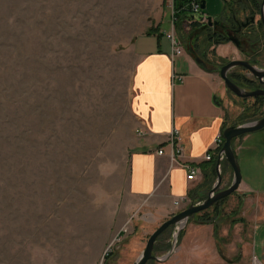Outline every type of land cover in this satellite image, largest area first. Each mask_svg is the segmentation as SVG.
I'll return each mask as SVG.
<instances>
[{
    "label": "rangeland",
    "instance_id": "374dc122",
    "mask_svg": "<svg viewBox=\"0 0 264 264\" xmlns=\"http://www.w3.org/2000/svg\"><path fill=\"white\" fill-rule=\"evenodd\" d=\"M217 1L214 9L224 2ZM124 3L0 0V264H135L156 229L146 209L129 217L138 207L128 194L137 131L133 22ZM246 44L224 62L208 49L209 68L251 60L258 50L253 54ZM259 46L256 65L264 69V39ZM223 87L230 125L264 113L254 98ZM236 193L219 206L222 228L240 218ZM194 219L159 238L157 257L173 248L166 262L148 264H199L194 256H177L183 235L173 247ZM241 230L232 228L231 235ZM252 235L249 249L257 243ZM251 258L229 260L251 264Z\"/></svg>",
    "mask_w": 264,
    "mask_h": 264
},
{
    "label": "crops",
    "instance_id": "0c3cea01",
    "mask_svg": "<svg viewBox=\"0 0 264 264\" xmlns=\"http://www.w3.org/2000/svg\"><path fill=\"white\" fill-rule=\"evenodd\" d=\"M205 1L203 16L216 18L224 11L231 16L229 10H225L226 0L220 2L219 9L213 7L217 0ZM227 1L236 9V17L240 21L247 13L245 8L262 2ZM168 2L125 0L124 3L128 5L125 13L133 22L131 51L135 63L131 78V109L137 131L130 154L128 194L134 206L138 207L129 217L134 221L135 213L146 209L145 214L149 215L156 229L190 204L208 197L218 182L219 154L213 153L211 160L205 157L216 136L223 134L230 125L224 102V80L217 79L213 71L206 70L196 61L184 39L191 32L192 21L184 20L177 14L179 18L173 23ZM179 2L176 0L177 4ZM198 17L196 21L207 24ZM173 29L185 47V53L175 60L172 59V44L168 38ZM203 39L201 36V49L206 46ZM189 43H194V39ZM210 49L223 59L233 58L239 52L231 40L213 45ZM173 128L180 130L184 147V157L174 163L170 159L173 148L169 143ZM233 145L243 174L236 193L239 220L229 227L228 223L223 228L222 224L219 225L218 234L214 223L199 224L193 220L194 225L190 223L192 226L189 224L184 231L177 256H194L199 264H238L229 258L252 256L251 264H264V129L236 138ZM160 148H165L163 155L158 154ZM183 162L199 169L195 180L188 179ZM220 170L223 176L221 187L227 188L234 179L233 168L223 159ZM182 197L188 198L189 202L177 205L176 201ZM219 219L222 218L217 219L218 224ZM232 228L242 230L239 235L233 236ZM251 230L253 239H257L253 249H249Z\"/></svg>",
    "mask_w": 264,
    "mask_h": 264
},
{
    "label": "water",
    "instance_id": "95a60500",
    "mask_svg": "<svg viewBox=\"0 0 264 264\" xmlns=\"http://www.w3.org/2000/svg\"><path fill=\"white\" fill-rule=\"evenodd\" d=\"M182 6H183V2L180 0L179 7L182 8ZM201 8L202 10L206 9L205 0L202 1ZM228 12H232V11H228ZM226 14L228 13L224 11L221 15L216 16V18L213 16L205 17L201 15L199 16L200 17L199 20H202V22H207V25L210 27L216 28L217 26H220L223 24V19L226 18ZM191 17L192 19H196L198 16L191 15ZM235 17L236 16H234V18ZM260 20L262 24L264 25V0H262L261 2ZM251 22L255 24L256 22L255 15L251 17ZM249 24H250L249 20H247V22L244 23L245 26H248ZM230 40L234 42L238 48H240L241 42L239 41V39L230 37ZM196 61L208 71L219 72L227 88L231 92H233L236 96L242 99L255 98L257 96L264 97V69L259 68L252 61L244 60V59L231 60L225 65H222L220 67H214V68H209L207 63L198 56H196ZM235 68H243L249 71L253 75L254 78L259 80V82L262 84V87L250 89V88H245L237 84L236 82H234L229 77V73L231 72V70ZM262 129H264V116L259 119H256L255 121L249 122V123H245L241 125H229L224 129L223 136H224L225 142L219 154V159L217 163L218 164L217 184L213 187L208 197L205 198L203 201L190 204L186 209L180 211L179 213L172 216L170 219L166 220L163 224H161L149 237L145 250L143 251L142 255L140 256V258L137 260L135 264H148L151 260H158L161 262H165L169 258V256H171L173 252V248H171L169 254L165 258H159L155 254V247H156L157 241L163 233H165L171 226H174V225H180L181 229H183L184 227H186V225L189 223V221L195 214L212 208L218 201L231 196L233 193H235L239 189L240 184L243 179V174H242V169H241L239 159L234 149V145H233L234 140L245 134L257 132ZM223 159H226L230 163L234 171L233 182L227 188L221 187L223 176L221 174L220 166H221ZM181 231L176 236L177 238H175L173 247L177 243V240H178L179 235L181 234Z\"/></svg>",
    "mask_w": 264,
    "mask_h": 264
},
{
    "label": "trees",
    "instance_id": "16d2710c",
    "mask_svg": "<svg viewBox=\"0 0 264 264\" xmlns=\"http://www.w3.org/2000/svg\"><path fill=\"white\" fill-rule=\"evenodd\" d=\"M181 1L183 2L182 8L179 7V4L177 5V11H178L179 17H181L184 20H191L192 18L190 16L189 10L187 8V5L190 2V0H181ZM225 10L226 11L234 10L232 3H230L227 0L225 1ZM190 27H191V32H190V34L185 35L184 39H185V41H186V43L190 49V52L193 53L195 56L200 57L205 62H206L205 58H207L206 56L209 52L208 49H210L213 45H218L220 43H227L230 41V38L228 36L221 35V33H219L217 28L210 27L207 24L201 23L200 21H196V20L192 21L190 24ZM211 28H213V30ZM201 36L204 38L203 43L206 44L204 49H201L200 44H199ZM246 37H249L247 40L248 45L246 44V46L249 47V51H252V53L254 54L256 48L253 49V47H257V50L260 51L261 46H259V45L262 44V41L264 39V26H263V24L260 23L257 26L255 24L250 25V30H249V32L246 33ZM191 39H194V43L190 44L189 41L191 42ZM212 52L215 53V51H212ZM220 60L224 62L223 58H221ZM250 61H252L255 65L260 64V60L258 59V55H255V54L253 55V58ZM241 69H243V68H241ZM243 70H245V69H243ZM229 77L234 82H236L237 84H239L245 88L255 89V88L260 87V85H261L259 80H257L256 78H254V77L250 78V77L246 76L245 74L239 73L235 70L230 72ZM254 99L256 101V104H255L256 108H261L262 106H264V97L257 96ZM263 115H264V113L262 111L261 112H254V113H252V115H249L246 118L250 119V120H256V119L261 118ZM225 201H226V198L218 201L212 207L211 211L208 209L206 211L195 214L193 216L195 218L194 220L199 224L214 223L215 224V232L218 234L219 229H220V226L217 223V219L219 218L218 216L220 213L219 206ZM164 234L165 233H163L162 235H164ZM182 235H183V232H181V236Z\"/></svg>",
    "mask_w": 264,
    "mask_h": 264
},
{
    "label": "built area",
    "instance_id": "2783aa9c",
    "mask_svg": "<svg viewBox=\"0 0 264 264\" xmlns=\"http://www.w3.org/2000/svg\"><path fill=\"white\" fill-rule=\"evenodd\" d=\"M201 4L202 2L200 0H190V2L187 5L190 16L191 15H196V16L202 15L203 10L201 8ZM177 5L178 4L176 3V0H169L168 2V6L172 12L173 23H175L178 20ZM194 20L195 19H191L190 22ZM168 38L170 39L171 44H172V59L175 60L176 57L181 56L185 53V47L182 41L179 39V36L177 35L175 29H173L172 32L168 33ZM224 142H225V139H224L223 134L222 133L218 134L216 138L214 139L211 150L207 153L205 158L207 160H211L213 158V153L220 154L223 148ZM169 143L171 144L173 148L172 152L170 153V159H171V162L174 163L184 157L183 141L181 137V132L178 128L172 129L170 133ZM164 153H165V148H160L158 150V154L163 155ZM182 165L188 171V174H187L188 179L191 181L195 180L198 176L199 169L185 162H183ZM181 202H189V199L186 197H182L180 200L176 201V204L180 205ZM178 228L180 229V225Z\"/></svg>",
    "mask_w": 264,
    "mask_h": 264
},
{
    "label": "flooded vegetation",
    "instance_id": "af4514ba",
    "mask_svg": "<svg viewBox=\"0 0 264 264\" xmlns=\"http://www.w3.org/2000/svg\"><path fill=\"white\" fill-rule=\"evenodd\" d=\"M260 8H261V4L249 5L247 8H245V11H248V14L245 17V19L242 21L238 20L237 17L234 18V16H236V9H234L232 10L233 12L229 13L231 14V16L226 15V18L223 19V24L217 26L216 28L219 31V33H221V35L223 36H228L229 38L234 37L239 39V41L241 42V46H240L241 48L242 46H244V43L247 42L249 38L246 37V33L249 32L250 25L254 24L251 22V17L254 15L255 16L259 15V20L257 22V18H256L255 24L258 25L262 23L260 20ZM247 20H249L250 24L248 26H245L244 23H246ZM258 52H256L255 54H257ZM260 87H262V84L260 85Z\"/></svg>",
    "mask_w": 264,
    "mask_h": 264
}]
</instances>
